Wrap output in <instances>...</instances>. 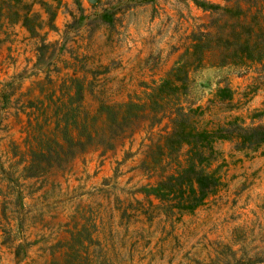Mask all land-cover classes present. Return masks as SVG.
<instances>
[{
	"label": "rangeland",
	"instance_id": "1",
	"mask_svg": "<svg viewBox=\"0 0 264 264\" xmlns=\"http://www.w3.org/2000/svg\"><path fill=\"white\" fill-rule=\"evenodd\" d=\"M46 1L49 16L33 7L49 19L38 36L5 22L0 31V264H65L71 233L88 252H104L106 264H264V142L247 151L218 141L212 166L224 187L180 216L161 212L148 193L173 167L152 157L167 119H138L111 148L75 149L40 178L18 176L23 163L15 173L9 167L52 126L45 124L49 97L70 77L88 82L83 106L91 112L96 98L135 101L177 65L193 34L212 29L221 10L207 6L247 8L261 0H199L204 8L194 0ZM214 61L207 53L202 67L189 68L184 100L206 107L226 87L241 107L234 112L255 111L246 124L264 125L260 65ZM223 105H212L202 120L224 116Z\"/></svg>",
	"mask_w": 264,
	"mask_h": 264
},
{
	"label": "trees",
	"instance_id": "2",
	"mask_svg": "<svg viewBox=\"0 0 264 264\" xmlns=\"http://www.w3.org/2000/svg\"><path fill=\"white\" fill-rule=\"evenodd\" d=\"M194 2L205 7L202 1ZM36 4L49 16L50 4L46 0H0V31L5 22L20 24L29 34L38 36L39 30L46 24L49 26V19L45 22L33 10ZM207 9L221 10L220 17L210 24L212 29L193 34L177 65L160 82L146 86L144 97L112 104L96 98L97 105L91 112L83 106V94L88 87L84 78L70 77L69 84L59 86V94L49 97L45 124L52 126L46 134L32 137L27 159L10 164L11 172H17L15 166L23 163L18 176L40 178L51 168L66 163L75 149L83 150L92 144L111 148L112 141L134 129L138 119L151 120L152 124L167 119L168 129L164 130L162 142L157 143L152 157L156 154L161 162L173 167L148 192L157 200L156 208L180 216L215 196L224 187L219 166H212L217 157L215 144L234 140L237 149L255 151L264 142V125L246 124V117L254 118L255 111L247 110L246 115L235 113L241 107L233 99V90L226 87L218 89L206 107L188 104L184 97L189 68L202 67L206 54L212 53L217 65L258 64L264 72V0L259 5L251 2L247 8L235 4L209 5ZM217 103L219 107L224 104L221 108L224 116L203 121L201 116ZM153 162L157 160L153 158ZM7 208L3 205L2 215ZM72 234L65 244V264H106L104 252H88L79 234Z\"/></svg>",
	"mask_w": 264,
	"mask_h": 264
}]
</instances>
